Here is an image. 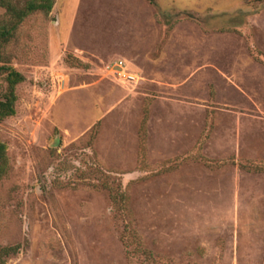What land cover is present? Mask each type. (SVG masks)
<instances>
[{"label":"rangeland","instance_id":"374dc122","mask_svg":"<svg viewBox=\"0 0 264 264\" xmlns=\"http://www.w3.org/2000/svg\"><path fill=\"white\" fill-rule=\"evenodd\" d=\"M2 53L5 264H264V0H54Z\"/></svg>","mask_w":264,"mask_h":264},{"label":"trees","instance_id":"16d2710c","mask_svg":"<svg viewBox=\"0 0 264 264\" xmlns=\"http://www.w3.org/2000/svg\"><path fill=\"white\" fill-rule=\"evenodd\" d=\"M54 0H0V9L4 11L5 22L0 23V75L4 77L5 92L0 99V122L15 114V89L24 82V76L16 71L9 62L4 61L3 47L14 37L21 23L30 15L41 12L50 13ZM77 60V59H76ZM81 65L80 61H77ZM7 147L0 141V179L6 175L9 166ZM16 253V248L0 247V264Z\"/></svg>","mask_w":264,"mask_h":264},{"label":"built area","instance_id":"2783aa9c","mask_svg":"<svg viewBox=\"0 0 264 264\" xmlns=\"http://www.w3.org/2000/svg\"><path fill=\"white\" fill-rule=\"evenodd\" d=\"M107 68H108V73L115 80L124 81V79H126L127 77L130 76L122 61H116L113 64H111L110 66H108Z\"/></svg>","mask_w":264,"mask_h":264}]
</instances>
